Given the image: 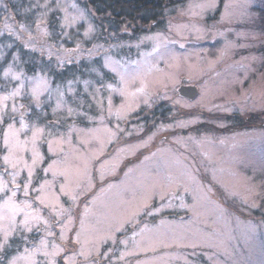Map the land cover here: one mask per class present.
I'll list each match as a JSON object with an SVG mask.
<instances>
[{
	"label": "rangeland",
	"instance_id": "rangeland-1",
	"mask_svg": "<svg viewBox=\"0 0 264 264\" xmlns=\"http://www.w3.org/2000/svg\"><path fill=\"white\" fill-rule=\"evenodd\" d=\"M177 1L137 33L125 19L101 29L79 0H13L14 14L0 0V97L20 88L4 102L3 129H20L21 118L27 125L12 154L23 161L17 169L3 160L0 132V173L19 171L16 182H27L33 132L43 129L30 187L47 181L48 194L47 205L33 206L43 219L32 232L17 226L0 264L42 238L36 264H264V0ZM24 49L73 62L82 75L60 83L55 65L35 68ZM40 78L48 88L37 108ZM183 84L198 95L180 94ZM24 199L18 192L16 203ZM54 244L64 250L46 257Z\"/></svg>",
	"mask_w": 264,
	"mask_h": 264
},
{
	"label": "snow or ice",
	"instance_id": "snow-or-ice-1",
	"mask_svg": "<svg viewBox=\"0 0 264 264\" xmlns=\"http://www.w3.org/2000/svg\"><path fill=\"white\" fill-rule=\"evenodd\" d=\"M65 23H68V17L65 15ZM23 28L24 26L21 25ZM91 30V27L89 28V31ZM47 34V32H45ZM88 35V32H85V36ZM11 72V68L9 67L8 69L5 70L4 75L8 76L9 73ZM19 74H13V79H18ZM23 87V84H21V88ZM48 88V81L40 78L33 88L31 89V96L32 98L36 101V107H40L39 103V97L42 91H46ZM20 94V88L15 89L10 96H3L0 97V132L3 134V145L8 149L9 155H5L3 157V160L6 164H10L12 169H17L18 165L20 163H23L22 160H13L12 159V154L16 148H19L21 146V142L19 141V133L22 131L24 128L27 127V125L23 122V118H21L20 122V129L14 128V125L9 123L7 125V129H3V124H4V115H5V109L7 105L4 103L8 99L18 96ZM111 103V102H109ZM59 106V105H58ZM23 107V106H21ZM17 109L15 105L12 107V112H16ZM111 114V113H109ZM43 132V129H36L33 132L32 136V165H28L24 163V167L28 169V180L26 183L23 184L21 187L20 184H18L17 177L20 175L19 171H13V172H8L7 169L5 170L4 173H0V200L3 201V204L0 205V222H3L7 220L8 224L5 225L3 223H0V232L3 233V242H0V251H2L7 245L9 238L16 232L17 226H19L21 229H23L26 232H32L33 230V222L38 223L41 219H43L40 215L39 212L33 207L34 204L37 202L40 205H47L48 202V194L45 192V188L47 186V181H45L44 184H42L39 188L37 189H32L30 186L32 184V178L34 175L33 168L34 166L38 163V161H42L43 157L40 155V153L36 149V141L39 138V135ZM24 143H27L25 141ZM51 144H49V151H51ZM55 163V162H54ZM52 165H49V168L43 169L44 172H48L52 170ZM56 173L53 172V175ZM3 175H9L11 177L10 181H4L3 180ZM9 183L13 185V187L9 188ZM23 192V195L25 199L21 201L19 204L16 203L17 199V193L18 192ZM31 192H36L37 194L35 197H32L30 195ZM60 193L65 194V188L63 185L60 187ZM54 195V194H53ZM163 196V194H161ZM75 199V197H73ZM59 197H55V202H58ZM22 205V206H21ZM53 211H56L55 209V203L52 204ZM26 209H30L31 211H26ZM7 210V211H5ZM23 214V219L20 220L19 222L17 221V216ZM56 215L59 216L60 212H56ZM45 225L49 224L48 220L43 221ZM72 221L70 220L69 223ZM81 228H83V221L81 220ZM47 235L51 236L53 233L51 231H47ZM79 232L76 234V243H79ZM60 238L62 240L66 239V236L64 235V229L61 230V236ZM25 240H27V237H24ZM47 240L42 238L39 242L40 247L29 250L28 248L24 249L25 255H19L13 257L10 261L9 264H15L17 260H23L27 262V264H36V261L34 260V255L37 251L40 250V248H47ZM55 251H53L51 254H49L47 251L44 252V255L47 257L51 255L52 257H55L58 255L60 252H62L64 249L61 248L59 245H53ZM99 255V253H98ZM105 257L107 256V253L103 254ZM67 259V258H66ZM49 264H55V260L52 259Z\"/></svg>",
	"mask_w": 264,
	"mask_h": 264
},
{
	"label": "trees",
	"instance_id": "trees-1",
	"mask_svg": "<svg viewBox=\"0 0 264 264\" xmlns=\"http://www.w3.org/2000/svg\"><path fill=\"white\" fill-rule=\"evenodd\" d=\"M7 2L9 4V11L11 12V14H14L13 0H7ZM79 2H81L82 5L91 13L96 23L101 26V29L106 27H108V29L114 28L118 26V24L121 25L122 23H124L122 21L123 19H125L129 22H133L132 24L135 26V31L137 33L144 31L148 26L152 25L151 22H163L165 17L167 16L165 12L166 9L179 4L177 0H79ZM19 4L20 7H23L25 5L21 2H19ZM170 12H173V10ZM259 12L261 16L260 21L262 22L264 28V7L261 8ZM15 19H17V17ZM104 35H106V31H104ZM22 52L24 58L30 59L29 57H35L33 58L35 60V68H38L40 66H50L49 63L55 65V75L57 77L59 76L58 82L60 83H65L70 79H74L77 76L82 75L80 74L79 70L74 68L75 65L73 62H68L65 66H63L56 62H48L47 59H44L46 57H44L42 53L38 54L35 50L30 53L29 50L24 49ZM262 52L264 53V50H262ZM2 64L3 63H1V65ZM150 113L153 114L154 117H156L157 115L160 116L159 114L156 115V112L153 111H150ZM261 115V117H263L262 120H264V112H261ZM249 117H251L252 119V115ZM254 117L256 120L260 118L257 115H255ZM247 124L248 123L242 120L237 121L236 123V125H239L240 128L246 126ZM199 126L200 124H196L189 131L195 128H199ZM214 128H216L220 132H224L226 131V129H228L218 127L216 125H214Z\"/></svg>",
	"mask_w": 264,
	"mask_h": 264
},
{
	"label": "water",
	"instance_id": "water-1",
	"mask_svg": "<svg viewBox=\"0 0 264 264\" xmlns=\"http://www.w3.org/2000/svg\"><path fill=\"white\" fill-rule=\"evenodd\" d=\"M180 94L189 98H195L198 95V87L196 85L183 84L179 86Z\"/></svg>",
	"mask_w": 264,
	"mask_h": 264
}]
</instances>
